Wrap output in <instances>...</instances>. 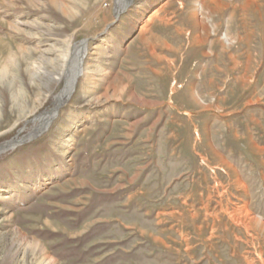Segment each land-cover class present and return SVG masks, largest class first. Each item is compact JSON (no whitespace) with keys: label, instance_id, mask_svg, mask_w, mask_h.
<instances>
[{"label":"rangeland","instance_id":"obj_1","mask_svg":"<svg viewBox=\"0 0 264 264\" xmlns=\"http://www.w3.org/2000/svg\"><path fill=\"white\" fill-rule=\"evenodd\" d=\"M117 10L0 0V146L90 41L0 152V264H264V0Z\"/></svg>","mask_w":264,"mask_h":264},{"label":"bare ground","instance_id":"obj_2","mask_svg":"<svg viewBox=\"0 0 264 264\" xmlns=\"http://www.w3.org/2000/svg\"><path fill=\"white\" fill-rule=\"evenodd\" d=\"M126 0H118V9L117 13H119L123 8V4L125 3ZM129 2V1H128ZM124 9V8H123ZM84 46V45H82ZM79 47L77 48V50H75L76 52L70 57V60L73 59V61L76 63V69L75 72L70 70L69 73H67V75L65 76H60L59 77V82L60 81H65V86H64V90L62 91V93H60L58 96H56V101H55V109L53 110V112L46 114L42 117L41 119V125L38 128V131L43 130L45 128V124L49 122V120H51V118L55 117V115L57 114V110L59 107H61V105H63L72 95L73 90H74V84L75 81L77 79V77L83 73V60L86 58V52L84 51L83 47ZM86 49V46H84ZM47 125V124H46ZM5 147H2V149H4Z\"/></svg>","mask_w":264,"mask_h":264},{"label":"water","instance_id":"obj_3","mask_svg":"<svg viewBox=\"0 0 264 264\" xmlns=\"http://www.w3.org/2000/svg\"><path fill=\"white\" fill-rule=\"evenodd\" d=\"M131 3H132V0H130L129 4L117 14V19L120 18V16L131 5ZM88 42H90V41L89 40H85V41H83V43L81 45L87 46ZM38 133H40V132L38 130H35V131L31 132L30 134H28L27 136H25L22 140L14 139L13 141L6 143V144L0 146V152H4V151H6V150H8L10 148H15L19 144H24L25 142H27V140H30V139L34 138L35 136H37ZM2 147H5V148L2 149Z\"/></svg>","mask_w":264,"mask_h":264}]
</instances>
